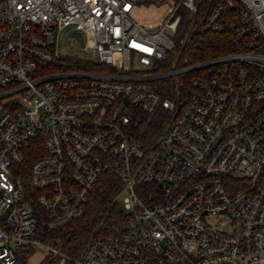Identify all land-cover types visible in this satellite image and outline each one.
<instances>
[{
  "label": "built area",
  "instance_id": "obj_1",
  "mask_svg": "<svg viewBox=\"0 0 264 264\" xmlns=\"http://www.w3.org/2000/svg\"><path fill=\"white\" fill-rule=\"evenodd\" d=\"M191 31L230 50L183 55ZM108 180L121 217L75 255L65 229ZM34 252L264 264V0H0V264Z\"/></svg>",
  "mask_w": 264,
  "mask_h": 264
},
{
  "label": "trees",
  "instance_id": "obj_2",
  "mask_svg": "<svg viewBox=\"0 0 264 264\" xmlns=\"http://www.w3.org/2000/svg\"><path fill=\"white\" fill-rule=\"evenodd\" d=\"M185 33H188L187 30L182 32L183 35H185ZM191 34V45L189 48H184L183 55L190 54L193 59H201L230 50L229 35L226 32L197 33L191 31L190 35ZM30 162L31 160L26 161L28 167ZM116 192L117 184L115 181L108 180L107 183H103V186L89 205L87 214L84 218L76 221L65 229L70 231L64 242V246L69 252L75 255L81 254L85 245L94 236V229L100 223L102 224L103 232L107 233L113 229V224L115 223L114 218H116V216L121 217V207L116 202L109 205L107 203L110 202V198L114 196ZM97 210L102 211L100 216H95V211ZM15 264H28L26 255H20ZM45 264L61 263L58 258H53L49 259Z\"/></svg>",
  "mask_w": 264,
  "mask_h": 264
},
{
  "label": "rangeland",
  "instance_id": "obj_3",
  "mask_svg": "<svg viewBox=\"0 0 264 264\" xmlns=\"http://www.w3.org/2000/svg\"><path fill=\"white\" fill-rule=\"evenodd\" d=\"M166 10V8H165ZM163 9L154 8L150 11L138 10L139 15H142L144 20L149 23H158L163 17L165 12ZM59 49L62 53H71L73 56L81 57L85 56V53L82 51V47L84 44L83 37H78L77 40H72V36L67 33H62L59 36ZM119 204L124 209V196L119 197ZM49 260V256L45 255L42 252H34L29 256V260H27L28 264H45Z\"/></svg>",
  "mask_w": 264,
  "mask_h": 264
},
{
  "label": "bare ground",
  "instance_id": "obj_4",
  "mask_svg": "<svg viewBox=\"0 0 264 264\" xmlns=\"http://www.w3.org/2000/svg\"><path fill=\"white\" fill-rule=\"evenodd\" d=\"M155 7H150V8H148V9H144L146 12L147 11H150V10H153ZM165 8H166V6H163L162 8H159V9H163V10H165Z\"/></svg>",
  "mask_w": 264,
  "mask_h": 264
}]
</instances>
